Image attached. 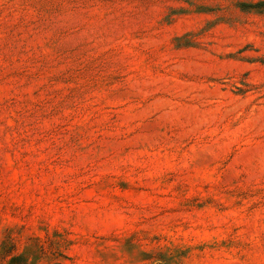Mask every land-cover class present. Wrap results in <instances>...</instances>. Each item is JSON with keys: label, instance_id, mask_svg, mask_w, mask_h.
Instances as JSON below:
<instances>
[{"label": "rangeland", "instance_id": "obj_1", "mask_svg": "<svg viewBox=\"0 0 264 264\" xmlns=\"http://www.w3.org/2000/svg\"><path fill=\"white\" fill-rule=\"evenodd\" d=\"M264 264V0H0V264Z\"/></svg>", "mask_w": 264, "mask_h": 264}, {"label": "trees", "instance_id": "obj_2", "mask_svg": "<svg viewBox=\"0 0 264 264\" xmlns=\"http://www.w3.org/2000/svg\"><path fill=\"white\" fill-rule=\"evenodd\" d=\"M19 260H21V259H19V258H13V260H12V264H23V263H21V261L19 262Z\"/></svg>", "mask_w": 264, "mask_h": 264}]
</instances>
